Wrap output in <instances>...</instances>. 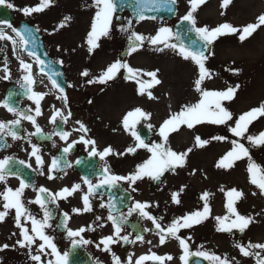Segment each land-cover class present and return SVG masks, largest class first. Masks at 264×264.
Wrapping results in <instances>:
<instances>
[{"label":"snow or ice","instance_id":"obj_1","mask_svg":"<svg viewBox=\"0 0 264 264\" xmlns=\"http://www.w3.org/2000/svg\"><path fill=\"white\" fill-rule=\"evenodd\" d=\"M206 2L207 0H187L189 7L186 10V14L180 17V24L183 25L186 23L189 26L185 29L184 34L195 33L196 38L192 39L189 45L183 42L181 33L174 31L173 27L162 25L156 30L154 35H145L133 30V19L125 20L118 15V11L123 10L126 6L125 0H92L90 6L93 7L95 11L84 42L89 54L94 53L96 49L100 48L102 38L111 37L118 24L119 31L129 34L127 37L129 44L126 55L131 56L146 45H149L153 46L154 51L163 52L165 49H169L176 52L184 60L193 62L197 68L193 89L198 96L195 102L184 103L177 111L170 112L167 118L163 119L158 126L152 123L147 124L148 129L151 130L155 128L156 135L159 137L158 141L146 142L137 130V125H139L141 121H150L152 118L151 112L139 106L127 111L121 118L123 130L134 138V144L128 146L124 152L115 150L111 145L104 147L102 150H98L94 139H85L82 135L80 137V142H83L85 145H90V154L92 156H98L101 160H105V158L110 155H134L138 149L145 150L149 155L146 159H143L142 162L136 164L134 171L128 175L111 174L109 166L106 163L103 179L100 180L99 183L94 185L89 179L84 178L83 183L87 185V192L82 196L83 208L73 209L74 212L92 211V204L89 197L104 185L115 187L118 182L124 181L131 186L145 178L153 181H162V177H165L166 173L175 174L178 169L186 166L188 156L193 152L194 148H204L213 140L230 144L229 150L219 158L215 166L219 169L228 170L234 168L236 162L246 159V171L249 174L250 183L255 185L258 189V192H252L251 194L253 196L258 194L264 196V165L258 164L253 160L250 150L251 148H264V131H259L258 133H253L251 131L253 123L264 118V101H261L258 106L252 107L240 114H234L227 106L226 102H232L236 98L240 85H229L222 90L209 89L206 85V81L211 80L214 76L212 69L208 67L207 63L210 56L214 55L210 46L221 36L225 35L238 34L239 41L244 42L258 29L264 26V13L259 14L254 22L241 26L233 25L227 21L215 27L208 25L197 26V12ZM53 3L54 0H41L37 6L24 7L17 10L21 11L25 16H30L33 13L43 12L45 9L51 7ZM177 3L178 0H135L134 5L127 6L132 9L135 22L140 23L144 20H156L158 18L156 15H146V13L168 12L174 14ZM231 3L232 0H222L221 8L226 9ZM0 5H6L7 8L15 7L13 3L6 2V0H0ZM220 14L224 15L225 13L222 11ZM71 20L72 17L70 15L64 16L56 30L65 28ZM5 23L15 36L9 35L0 28V41L11 42L13 45V54H15L17 44L25 47L31 44L32 50L28 54L34 57L39 65H45V61L36 53L38 39L36 33H38L40 29L38 27L29 28L25 26L21 31L13 27L11 23L7 21H5ZM173 39H176L179 43H172L171 41ZM17 60L19 61L20 68L25 73L23 80L28 86L27 91L31 93L29 99H32L36 105L34 109L35 115L40 116L42 114L40 102L47 93L35 92L32 90V85L34 84L32 76L33 65L20 57H17ZM60 63L63 62L60 61ZM229 71L238 75L242 70L239 68H231ZM4 72L5 75L2 78L9 79L10 70L7 64H5ZM122 72L125 73L123 77L125 80L133 81L138 85V95H146L148 99L153 101L158 100V97L153 94L151 89L162 83V80L159 78V69L144 70L135 68L123 57L106 65L98 75L93 76L88 69H85L81 72V76L88 78L86 80L88 84L105 85L109 81L117 79ZM145 77L148 79H145ZM52 84L61 93L57 99H62L65 106H67L68 96L65 89L54 79L52 80ZM21 87H24V84H22ZM68 87H73V85L69 84ZM88 102L91 103V101ZM0 106L6 108L9 112L18 117L8 122L0 121V133L7 131V135L12 136L13 139H19L20 137L17 132L12 129L20 125L21 120H28L33 125H36L37 132L41 131L36 124L34 116L18 111L8 100H5ZM169 107L171 106L169 105ZM58 116L67 120V118L71 116V112L65 117L62 109H56L51 117V122L55 123ZM77 124L79 127L75 129V131L84 133L85 135L90 131L82 121H77ZM198 125L223 126L230 135L216 134L209 138H202L201 135L195 134L192 147H188L183 151H177L171 147L170 137L173 133L178 134L181 132L182 128L185 127L191 130ZM113 131H116V129H113ZM58 135L61 140H67L71 133L63 131L58 133ZM245 142H247L249 146H246ZM71 147L72 145H69V147L64 148L63 151L67 153ZM38 151V148L33 146L32 155L35 156L36 163L42 166V157L38 155ZM9 159L10 158L6 157L0 160V184H5L3 191H0V207L3 209L0 210V223L4 222L6 217L14 211V223L19 231L18 234L13 233L12 235H18L19 238L13 245H9L8 243L0 245V252L10 247L15 248L19 246V248L27 250V254L34 264H68L69 252L65 251L61 253L53 242V237L46 233V229L51 227L49 220L52 216L51 211L46 205L48 202L55 203L58 198L66 199L68 196L80 191L81 185L75 184L70 188L64 187L56 193H52L49 189L41 186L39 189H34L37 191L35 199L26 202L24 191L29 187V184L20 177L19 173L8 172ZM20 163L23 164L24 162L20 161ZM57 165L58 161L54 158L49 172L56 168ZM27 166L31 167V165ZM8 175H16L17 178L20 179L18 187L12 188L6 185V177ZM48 178L53 179L54 177L49 175ZM184 187L186 186H182L179 190L171 194L170 199L173 203L177 205L181 203L180 197L181 193L184 191ZM132 190L136 191L135 188ZM220 191L225 192L227 196V214L212 217L216 222V231L221 233H232L235 230L244 234L250 225L256 222L253 215L241 214V212L238 211V202L246 198V193L242 189H237L235 187L227 190L221 187ZM41 194H47V199L42 198ZM211 195L212 193L209 192H204L202 194L201 199L204 201L202 210L191 211L180 217H176L167 227L160 222L164 219L163 216L157 218L147 211V209L152 207V205L147 202H135L132 208L129 209L127 215L131 216L133 212H138L142 217L151 221L155 229L158 230L157 235L159 236V244L161 245L165 244L170 238L178 240L183 250V255L180 256V260L183 264H188L190 256L203 257L208 260L210 264H241L235 257L229 258L227 255L220 256L215 253L201 250L191 252L188 243L191 237L184 238L179 235L182 229H192L194 226L203 224L211 217L212 210L208 203ZM27 203L39 205L40 208L44 210L43 218L37 219L26 206ZM101 207H105V205L101 204ZM113 207L114 206H110V213L107 217L113 225V234L104 236L97 245L98 248L103 246L101 249L102 251L112 253L113 264H144L146 260L159 261L163 264L165 259H173L171 255L165 257L151 253L148 255H141L135 260H133L132 255H129L126 261H122L119 256L112 252L111 245L119 243L121 240L125 243L130 241L127 235H121L122 225L126 217L123 213H121L119 217L113 215L111 212ZM257 215H260V213H257ZM64 216L66 220L69 218L67 213H64ZM96 219L101 220L102 217H97ZM86 230L88 229L84 227L77 230H68V236L73 238V247L80 243H91V241L83 239L81 235ZM91 230L94 231L95 229L93 228ZM146 231H152V229H146ZM76 237H80V239L77 240L75 239ZM136 239L143 241L142 236H137ZM148 243H151V241H148ZM233 246L238 249L242 257H252L255 259V264H264V242H252L249 240L247 243L236 242ZM202 247L203 246H201V248ZM47 256L54 257V260L45 259ZM0 264H3L2 258H0Z\"/></svg>","mask_w":264,"mask_h":264},{"label":"rangeland","instance_id":"obj_2","mask_svg":"<svg viewBox=\"0 0 264 264\" xmlns=\"http://www.w3.org/2000/svg\"><path fill=\"white\" fill-rule=\"evenodd\" d=\"M6 2L15 5L11 9L15 13L16 22L24 18L36 24L45 34L48 45L57 54L64 56L71 79H80L78 73L81 69H88L93 76L98 75L106 65L121 58L119 53L125 42L118 24L114 29V42L110 38H102L100 48L92 54L87 52L84 42L95 11L90 6L92 0H54L51 7L30 16H25L17 9L37 6L41 0H6ZM221 3L222 0H207L197 12V26L215 27L225 21L241 26L254 22L259 14L264 13V0H232L226 9L221 8ZM178 5V16L182 17L186 14L189 5L187 0H178ZM222 11L224 15L220 14ZM68 15L72 17L71 22L65 28L56 30L63 17ZM126 19L130 18L125 17ZM172 22L167 19L144 20L140 23L133 21V30L145 35H154L160 26H169ZM171 42L175 43V39ZM211 49L214 55L210 56L207 63L214 76L206 81V85L209 89L215 90L225 89L229 85H240L236 98L232 102H226L234 114H240L264 101V26L244 42L239 41L238 34L221 36ZM124 58L135 68L159 69V78L162 83L151 89L158 97L155 101L148 99L146 95H138V85L133 81L125 80L123 72L117 79L105 84L104 88L90 87L93 93L90 100V117L96 119L94 122H97L100 127L101 135H103L102 132L104 133V139H100L99 143L104 147L111 145L119 152H124L128 146L134 144V138L125 132L121 125V118L127 111L137 106L142 107L152 113L150 121L142 122L146 125L152 123L158 126L170 112L177 111L184 103L195 102L198 96L193 89L197 68L193 62L184 60L176 52L169 49L157 52L153 50V46L146 45L138 52L131 56L126 55ZM231 68H239L242 71L237 75L229 71ZM145 79L148 78L145 77ZM251 131L253 133L264 131V118L255 121L251 126ZM195 134L201 135L202 138H209L216 134L230 135L223 126L198 125L191 130L185 127L180 133L171 135V147L177 151L192 147ZM151 135V141L159 140L155 128L151 129ZM245 143L249 146L247 142ZM229 148V143L215 140L204 148H194L188 156L186 166L178 169L175 174L166 173L159 186L154 188L150 209L155 217L163 216L162 221L173 220L191 211L201 210L202 194L209 192L212 193L208 201L212 210L211 218L222 216L227 214V196L225 192L220 191V188L242 189L246 193V198L238 202V211L241 214L253 215L256 222L251 224L244 234L234 230L231 237L215 230L217 252L220 256L235 257L241 264H255L254 258L242 257L233 245L236 242L247 243L249 240L264 242V196L251 194L258 192V189L250 183L249 174L246 171V159L236 162L235 167L228 170L215 166ZM250 150L253 160L264 165V148H251ZM134 155L135 160L128 164L127 168L142 162L149 153L138 149ZM182 186L186 187L181 193V203L177 205L171 201L170 196ZM0 210H3L2 207ZM8 217L10 218L0 223V245L2 243L13 245L19 238L18 235H12L13 233L18 234L19 230L15 227L12 216ZM211 218L204 223L211 222ZM83 222L82 219L73 224ZM196 231L197 236L199 232H203V230ZM199 238L202 242L207 240L203 234L199 235ZM15 250L20 253H16ZM2 256L4 257L3 264H34L27 250L19 246L4 250ZM45 259L54 260V257L47 256Z\"/></svg>","mask_w":264,"mask_h":264},{"label":"flooded vegetation","instance_id":"obj_3","mask_svg":"<svg viewBox=\"0 0 264 264\" xmlns=\"http://www.w3.org/2000/svg\"><path fill=\"white\" fill-rule=\"evenodd\" d=\"M16 26L17 24L14 25V27ZM0 28L10 35V28L7 27L6 23H0ZM122 33L124 35V45H127V35L124 32ZM113 34L114 32L112 35ZM42 35L49 55L53 60L61 64L63 68L64 80L59 77H56V79L65 89L68 96L67 106H65L62 99H57L61 93L53 86V79L37 66L35 59L26 53L24 46L17 44L15 54H13V45L11 42L0 41V104L5 101L6 92L9 89L14 90L15 94H13V96H15L17 100L14 102L12 101L10 104L17 108L18 111L34 116L36 124L41 129L40 132H37L36 125H33L28 120H21L20 125L12 129L17 132L20 137L19 139H13L12 136L7 135V131L0 133V139L5 142V146L0 148V160L7 157L12 161H23L27 165H31V167H27L26 171L23 170L21 174L19 172L20 177L29 184V187L24 191L25 201L34 200L37 195V191L34 189H39L41 186L49 189L52 193H56L64 187L70 188L75 184H80V191L75 192L66 199L58 198L55 203L48 202L46 205L52 213L49 220L51 227L46 229V233L53 237V242L61 253L65 251L68 252L69 246L73 240V238L68 236V230H77L84 227L88 230L81 235L83 239L89 240L91 243L82 244L89 251L96 264H113L112 253L102 251L101 249L103 246L98 248L97 245L104 236L113 234V225L107 217L110 213V206H114L111 209L113 215L119 217L120 214L123 213L126 217L122 225L121 235H127L130 241L125 243L121 240L119 243L111 245L112 252L119 256L122 261H126L129 255H132L133 260H135L141 255L155 253L159 256L166 257L167 255H171L173 257L172 260L165 259L163 264H183L180 260V256L183 255V250L178 240L170 238L165 244L161 245L159 244V236L157 235L158 230L155 229L151 221L142 217L138 212H133L131 216L127 215L129 209L132 208L137 201L152 204V192L155 187L159 186H154L153 180L145 178L131 186L127 182L120 181L115 185L116 188L104 185L89 197L92 204V211L80 213L73 211V209L83 208L82 196L87 192V185L83 183L84 178L89 179L94 185L99 183V181L103 179L106 163L109 166L111 174L128 175L134 171L135 164L133 166L130 165L129 168H127V165L135 160V155L126 154L122 157L110 155L106 157L105 160H101L98 156H92L90 154V145H85L83 142H80V137L83 135L85 139H94L98 150L104 148V145L99 143L100 139H104V133L102 132L103 135H101L100 127L97 122H94L96 119L90 117L91 103L88 102L93 96L90 87L98 86V88L101 89L104 88V85L86 83L88 78L81 76L80 72L78 73L80 79H71L64 62V56L62 54H57L54 49L48 45L45 34L42 33ZM124 50L127 49L124 48ZM17 57L33 65L32 76L34 84L32 85V90L40 93H47L40 102L42 111L40 116L35 115L34 109L36 105L32 99H29L31 93L28 91L25 96H22V93L27 90L28 86L23 80L25 73L20 68ZM60 61L63 63H60ZM5 64H7L10 70L9 79L2 78L5 75ZM22 84H24V87H21ZM69 84L73 85V87H68ZM56 109H62L65 117L71 112V116L68 117L67 120L58 116L55 123H53L51 122V117ZM17 118V116L13 115V113L9 112L6 108L0 106V121L8 122ZM77 121H82L90 129L86 135L75 131V129L79 127ZM63 131L71 133L67 140H61L58 135V133ZM69 145H72V147L65 153L63 149L69 147ZM33 146L39 150L38 155L42 157V166L36 163V158L32 155ZM54 158L58 161V165L49 172ZM14 167L15 166L9 164L8 171H16ZM49 175L54 178L49 179ZM19 183L20 179H18L16 175H8L6 177V185L9 187L16 188L19 186ZM4 187L5 184H0V191H3ZM133 188H135L136 191H133ZM111 189H115L116 197L119 196L114 204H111V196L108 194L112 192ZM123 191L126 192L125 194L128 197H126V195L124 197L120 194L124 193ZM41 195L42 198L47 199V194ZM101 204H104L105 207H101ZM203 204L204 201L201 204V210ZM26 206L37 219L43 218L44 210L41 209L39 205L27 203ZM147 211L154 216L150 208L147 209ZM64 213L68 214L69 218L67 220L65 219ZM8 216H12V219H14V212ZM8 216L5 221L10 218ZM97 217H102V219L97 220ZM82 219L84 220L82 224H73V222ZM171 221L172 220L168 219L162 224L167 227ZM215 225V220L211 218V222L209 223L194 226L192 229H182L179 235L184 238L191 237V240L188 241L189 250L191 252L201 250L218 255L217 241L215 238L216 234H214L216 230ZM93 228L95 229L94 231L91 230ZM146 229H152V231H146ZM196 230H203V232H199L197 236ZM201 234L207 238L206 242H202L199 238ZM226 234L229 236L231 235V233ZM137 236H142L143 241L137 240ZM75 239L79 240L80 237H76ZM148 241H151V243H148ZM201 246L203 247L201 248ZM15 252L20 253L18 250H15ZM2 253L3 252H0V257L3 260L4 257ZM202 258L203 257H200L194 261L189 260L188 264H210L208 260L204 259L203 261ZM144 264H161V262L146 260Z\"/></svg>","mask_w":264,"mask_h":264},{"label":"water","instance_id":"obj_4","mask_svg":"<svg viewBox=\"0 0 264 264\" xmlns=\"http://www.w3.org/2000/svg\"><path fill=\"white\" fill-rule=\"evenodd\" d=\"M134 3H135V0H125L126 6L124 9H128L132 16H133L132 9L130 7H128L127 5H134ZM120 11H122V10H120ZM146 15H156L159 18H163V17L173 18L176 15V11L174 14L168 13V12H159V13L150 12V13H146ZM0 17H4L5 20H7V21L12 20V18H13L11 12L4 5H0ZM25 26H27L29 28H33L30 25H23V23H22L21 26L19 27V29L23 30V28ZM187 27H189V26L186 23L181 25L180 20H178L174 23L173 30L176 32H180L181 38L183 39V42L185 44L190 45L191 40L195 39L196 37H195V33L184 34L185 29ZM177 42L179 43V41H177ZM39 43L40 42L37 40V45H39ZM27 49L29 51L32 50V47H30V44L27 45ZM36 53L41 55V56H43V54H44L42 51H38L37 49H36ZM140 133L144 136L145 139L148 137L147 131L144 128H142L140 130ZM17 166H19V165H17ZM68 264H94V262L92 261L89 254L85 251V249L83 247H81L80 245H77L75 247L72 246V248L69 251Z\"/></svg>","mask_w":264,"mask_h":264}]
</instances>
